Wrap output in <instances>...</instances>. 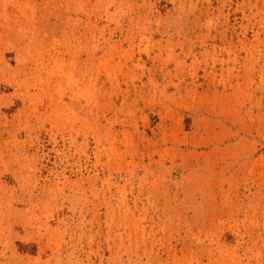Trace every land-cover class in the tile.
Here are the masks:
<instances>
[{
	"label": "rangeland",
	"instance_id": "1",
	"mask_svg": "<svg viewBox=\"0 0 264 264\" xmlns=\"http://www.w3.org/2000/svg\"><path fill=\"white\" fill-rule=\"evenodd\" d=\"M0 264H264V0H0Z\"/></svg>",
	"mask_w": 264,
	"mask_h": 264
}]
</instances>
